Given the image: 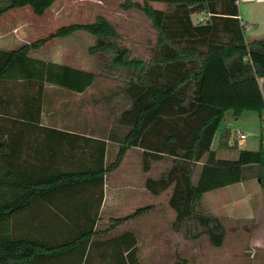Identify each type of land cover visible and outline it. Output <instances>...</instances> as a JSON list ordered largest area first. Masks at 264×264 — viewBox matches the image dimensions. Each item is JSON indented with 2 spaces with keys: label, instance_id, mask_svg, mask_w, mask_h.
I'll return each mask as SVG.
<instances>
[{
  "label": "trees",
  "instance_id": "trees-1",
  "mask_svg": "<svg viewBox=\"0 0 264 264\" xmlns=\"http://www.w3.org/2000/svg\"><path fill=\"white\" fill-rule=\"evenodd\" d=\"M53 1L9 0L0 14L9 8L29 5L40 15ZM151 2H160L164 7L153 6ZM122 5L141 9L151 21L155 38L145 57L131 55L130 47L118 41L120 35L115 26L101 15L92 21L61 25L14 48L0 47V80L22 78L25 85L37 86L34 93L21 94L23 119L15 121L38 127L27 132H35L50 142L28 146L36 153L47 152L46 160L17 162L12 157L19 148L14 141L18 137L6 139L0 128V264H35L74 246L82 245L84 249L93 236L153 208L154 204L139 205L127 214L112 216L104 228L97 227L96 214L87 216L84 212L85 223L76 226L72 233L60 231L67 237L62 240H44L39 238L43 235H30L11 226L10 219L18 212L58 189L70 188L75 194L98 188L99 202L104 176L120 164L131 146L143 148L144 171L151 168L152 161L170 157L169 167L158 176L146 177V188L153 194L170 188L167 204L174 211L172 228L201 226L192 235L205 233L216 246L222 244L224 230L217 215L197 209L203 191L224 184L235 175L241 180L252 176L264 187L262 143L254 151L238 149L233 159L218 158L217 148L212 146L217 133L221 134L218 148L228 144L227 124L218 129L219 122L227 121L228 115L236 118L247 110L257 111L259 115L264 112V83L261 91L257 81L264 77V37H246L237 1L125 0ZM193 13H204L206 18L194 22ZM77 30L95 37L90 51L110 52L111 67L139 68L135 78L124 80L119 89H110L101 96L109 101L117 94L127 102L108 129L107 125L99 129L102 137L88 125L80 128L79 123L73 130L38 125L46 96L45 84L80 93L83 100L97 77L93 69L45 60L29 53L55 36ZM107 138L118 142L114 153ZM64 141L71 150L68 167L62 164L66 160L62 156ZM196 167L199 170L195 180ZM211 168L214 175L208 174ZM118 237L122 243L114 264H142L134 231L123 230ZM86 259L87 256L84 264ZM170 264L187 262L185 258H177Z\"/></svg>",
  "mask_w": 264,
  "mask_h": 264
},
{
  "label": "rangeland",
  "instance_id": "rangeland-1",
  "mask_svg": "<svg viewBox=\"0 0 264 264\" xmlns=\"http://www.w3.org/2000/svg\"><path fill=\"white\" fill-rule=\"evenodd\" d=\"M124 1L54 0L40 15L34 13L29 5L6 9L0 14V47L14 48L43 37L61 25L71 22H88L94 20L97 15H101L115 26L120 35L118 41L130 47L131 55L145 57L150 43L155 38V31L151 26L150 19L141 9L135 6L126 8L122 5ZM130 1L142 2V0ZM8 3L9 0H0V9ZM151 4L156 7H164L160 2H151ZM238 9L242 22L246 26V37H264V0H238ZM193 19L198 22L204 18L194 13ZM94 40L95 37L90 33L77 30L65 36H55L38 48L31 49L29 53L45 60L90 68L97 73L94 84L87 90V95L83 100L80 97L82 94L68 92V95L70 94L68 101L72 100L73 103L70 113L69 111L65 113L62 106L66 92L56 85H47L48 91L54 93L56 100L51 104V112L48 115L46 113L43 115V121L60 126L64 125L65 121H70L73 126L80 124V128L88 125L95 129L96 135L101 136L99 129L105 125H111L118 111L127 104L117 94L112 96L109 101L102 99L101 96L103 93H108L110 89H119L124 80L135 78L139 73V68L111 67L110 52L89 50V46L94 43ZM239 120L228 123L229 138L235 136L236 126H243L246 135L255 146L259 144L261 138L264 143V112L259 115L257 111L247 110ZM230 128H232L231 132ZM220 142L219 137L218 143ZM110 147L114 153L116 145ZM216 148L217 155L222 156V159H233L238 154L237 143L235 145L224 143L221 147ZM136 156V154L130 155L127 160L129 166L125 170L126 173L134 176L139 171L143 173L142 165L139 169L136 163H133V161H137ZM170 163L166 158L152 161L151 174L158 176ZM62 164L65 167L69 166L67 162H62ZM120 167L106 175L105 188L108 182L113 179L116 169ZM198 170L199 167H196L193 176L195 180ZM208 174H215L212 168ZM59 196L67 198L65 209L69 208L70 212L76 214L81 213L82 215L87 210L84 205L93 209L97 204L96 200L91 201L84 192L75 194L70 192L59 194ZM168 197L167 190L153 194L154 208L147 210L138 218L136 244L142 264H170L177 258H185L187 264H264V187L259 184L256 178L251 176L241 180L235 175L226 183L203 191L197 209L220 218L224 230V240L219 246L212 244L205 233L198 234L196 237L192 235L201 229V226L191 224L190 229H183L184 227L181 230L173 229L171 221L174 218V211L167 204ZM139 202L137 205H144L149 200L142 199ZM125 209L108 211L109 209L105 208L103 214L108 212L122 214L121 212H124ZM34 212L32 210L28 213L30 219L36 214ZM40 214L47 215L38 212L35 216ZM23 217L25 218L26 215ZM51 221V225L55 227L56 223V228L58 227L60 230L62 223L57 220ZM104 224L105 222L100 221L97 227H103ZM122 227L124 228V226ZM72 231H74L73 226L66 232L72 233ZM55 238L62 240L67 237L60 234ZM99 240H102V237ZM121 243L120 237H106L99 244L103 250L114 249V257H118L117 249ZM96 244L98 245V243ZM92 249H90L91 252ZM109 260L111 264H114L113 258L109 257L107 260H103V264H108Z\"/></svg>",
  "mask_w": 264,
  "mask_h": 264
},
{
  "label": "crops",
  "instance_id": "crops-1",
  "mask_svg": "<svg viewBox=\"0 0 264 264\" xmlns=\"http://www.w3.org/2000/svg\"><path fill=\"white\" fill-rule=\"evenodd\" d=\"M238 3V2H237ZM199 17L206 18V15L204 13H197ZM194 13L192 14L193 19ZM241 17V16H240ZM194 21V19H193ZM196 22V21H194ZM246 27V26H245ZM245 33V31H244ZM258 84L260 86L261 91L263 90V82L264 77L257 78ZM45 84L44 85V93H46L44 103H43V110L41 111V119L39 122L40 125H44L47 127H56V128H63V129H70L73 130L74 127L70 121H65V124L62 126L56 125L55 123H47L43 121V115L46 113L47 115L51 112V104L54 102L55 96L53 92L48 91V87ZM52 85V84H50ZM37 90V86L35 85H25L23 83L22 78H16V79H5L0 80V128L3 131L2 137H6V139L14 140L12 137H18L15 138V144L17 147V151H15V154L13 155L12 159L16 160L17 162H23V161H36V160H46L49 158V155L47 152L44 153H36L32 149H28V146L35 147V146H44L50 144V142L46 139L41 138L38 134L35 132H27L32 130H37L38 127H33L31 124L23 123L19 121H15V119L22 120L23 118L20 116V104L21 102V94L22 93H34ZM68 92H66V98L63 101V107L65 109V113H70V108L73 107L72 100L68 101ZM70 98V97H69ZM48 111V112H47ZM245 112V111H244ZM242 112L241 115H239L236 118H233L232 116H227V121L223 120L225 122L224 126L228 123H232L233 121H240V117L244 113ZM50 118H52V115H50ZM55 122V119H54ZM110 125H108L106 128L108 129ZM237 130H240L245 134V137L240 139L237 143V149H249V150H257L260 146V144L263 143L262 138L259 141L258 145H254L253 141L246 135V130L243 128V126H236ZM83 128V127H81ZM235 129V130H236ZM234 130V132H235ZM22 131V133H20ZM232 131V128H230V132ZM103 134H101L102 137ZM221 136L220 133H217L213 139L212 146L214 148L218 147L219 143V137ZM11 141V142H14ZM106 141L109 143V145H113L115 147L116 144H118L117 141L109 140L108 138ZM54 144V143H53ZM68 143L64 141L63 143V157L66 158L65 162H67V159L70 161L71 157V150L67 149ZM142 150L143 148L141 146H131L127 148L120 164L117 166H121L119 169H116L115 175L110 182H108L106 188H105V177L103 180L102 185V196L101 199L98 202L97 195L99 193L98 188H90L87 191L82 190L81 192L86 193L90 200H96V206L95 208L91 209L87 205H84V207L89 210L85 211L87 213V216H93L96 214V224H98L100 221L105 222L103 227L108 226L110 224V218L112 216H119L124 215L129 212H131L135 207L139 206L140 200L142 199H148L149 202L146 204H154L152 201V195L153 193L148 190L145 186V179L147 176L154 177L150 169L146 171H140L134 176L133 174L130 175L126 173V168L128 169L129 161L128 158H130L131 154H136L137 161H133V163H136L137 168L140 169L141 163H142ZM236 155V154H235ZM234 155V156H235ZM68 157V158H67ZM218 158H221L222 156L217 155ZM165 159V158H164ZM162 159V160H164ZM167 161L171 162L170 157L166 158ZM68 161V163H69ZM127 161V162H126ZM152 163V162H151ZM116 167V168H117ZM169 167V166H167ZM165 170V169H164ZM114 171V170H112ZM168 193L170 194V188L166 189ZM72 192L69 188H63L58 189L55 191H52L48 196H45L41 199L36 200L33 202V204L28 207L27 209L18 212L13 218L10 219L11 226L15 228V230L27 233L34 236H45V237H39L44 240H61L57 239L55 237H58L60 235V231H69L71 227L74 228L76 226H79L80 224H84L87 217H84V213L81 215L76 214L69 211V208L65 209L67 198L60 197L59 194H66ZM68 204V203H67ZM144 204V205H146ZM136 205V206H135ZM143 205V204H141ZM125 209V207H127ZM68 207V206H67ZM97 207V208H96ZM124 207V208H123ZM106 209H109L108 211H120V209H125L124 212H121L122 214H110L111 212H108L106 214H103V211ZM154 208V207H153ZM96 209V210H95ZM152 209V208H150ZM34 210L36 214L38 212H43L47 215L40 214L38 216H35L33 218L28 217V213L30 211ZM101 211V213H100ZM34 212V213H35ZM146 212V211H145ZM144 214V213H143ZM26 217L24 218L23 216ZM142 215L136 218H130L115 227L107 230L106 232L99 233L98 235L93 236L91 239L87 241V243L84 246H74L71 249L65 250L59 255H56L55 257H48L43 258L41 261L35 264H84V260L87 256V262L86 264H103L104 259L113 258L114 262V253L115 250H103L101 248V245L99 243L103 242L106 237H118V235L126 229L134 231L137 237V229L136 226L138 225V218H140ZM28 217V218H27ZM27 218V221H26ZM101 219V220H100ZM103 219V220H102ZM60 221L62 223L60 230L58 227H53L52 221ZM51 221V222H50ZM124 226V228L122 227ZM125 226H132L130 228H127ZM60 227V226H59ZM43 228V230H41ZM75 231V230H74ZM72 231V232H74ZM53 235L55 236L53 238ZM102 237V240H99V238ZM98 243V245L96 244ZM103 246V245H102ZM92 247H96L93 248ZM92 249V252L90 251ZM91 253V256H90ZM89 258V259H88ZM104 258V259H103ZM111 264V261L109 260V263Z\"/></svg>",
  "mask_w": 264,
  "mask_h": 264
},
{
  "label": "built area",
  "instance_id": "built-area-1",
  "mask_svg": "<svg viewBox=\"0 0 264 264\" xmlns=\"http://www.w3.org/2000/svg\"><path fill=\"white\" fill-rule=\"evenodd\" d=\"M238 2V0H236ZM264 128V127H263ZM245 137V134L241 132L240 130H235V136L228 139L229 145H234L238 143V141Z\"/></svg>",
  "mask_w": 264,
  "mask_h": 264
},
{
  "label": "water",
  "instance_id": "water-1",
  "mask_svg": "<svg viewBox=\"0 0 264 264\" xmlns=\"http://www.w3.org/2000/svg\"><path fill=\"white\" fill-rule=\"evenodd\" d=\"M224 124H225V122H224L223 120H221V121L219 122L218 129H219V130H222L223 127H224Z\"/></svg>",
  "mask_w": 264,
  "mask_h": 264
}]
</instances>
